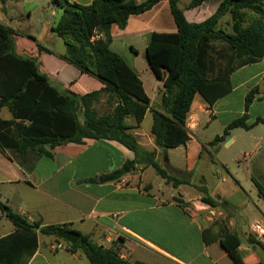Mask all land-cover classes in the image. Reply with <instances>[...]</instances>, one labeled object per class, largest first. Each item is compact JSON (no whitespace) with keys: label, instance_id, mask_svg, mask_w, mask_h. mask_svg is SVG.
<instances>
[{"label":"crops","instance_id":"crops-1","mask_svg":"<svg viewBox=\"0 0 264 264\" xmlns=\"http://www.w3.org/2000/svg\"><path fill=\"white\" fill-rule=\"evenodd\" d=\"M67 1L88 5L92 0ZM135 1L139 3L145 0ZM190 1L187 2L186 10L182 11L187 22L196 24L211 17L220 2L206 0L199 6L189 8ZM5 3L6 0H0V23L14 30L12 20L4 16ZM53 15L55 19L57 11H53ZM221 22L219 20L218 28L223 29ZM225 24L230 29L231 20L229 23L225 21ZM54 25L49 28L51 35ZM152 32H176L167 0H161L143 14L130 16L124 29L112 26L110 30V49L135 72L149 100L142 121L137 128L129 131L138 145V155L135 156L133 151L120 143L106 139H84L80 144L67 143L53 149L46 147L51 158L35 153L14 158L8 150L0 148V201L30 223L39 221L40 227L66 226L67 230L88 236L93 243L105 249L117 251L121 259L146 264H233L218 241L206 244L203 239L204 231H207V238L216 235L220 228L219 222L224 221L228 231L236 234L241 241L238 251L243 263L255 264L260 260L257 248L264 249V210L260 200L253 202L248 194L252 193L250 186L255 187L256 180L249 174V183L242 185L226 164L216 158L218 151L213 149L220 143L225 142V146L233 143L235 137L231 131L235 129L215 145L211 144L213 139L202 141L198 132L218 123L221 135L216 137L222 136L224 128L238 117L224 122L219 117L223 113L222 109L231 107L229 97L239 89H243L239 93V101L243 106L240 116L244 113V97L251 89H255L246 112V123L249 125L254 122L257 117L250 115L251 107L255 103H264V57L233 72L230 82L233 75L241 72H246L247 79L236 86L231 82L230 92L214 104L208 105L199 94H195L185 121L188 141L183 146L164 151L155 146L150 133L153 114L166 113L162 104L164 88L147 62L137 58V50L133 46L140 41L145 51L148 36ZM24 37L30 39L36 49L38 42L35 39L38 38L31 33L24 34ZM126 47L133 52L132 57L122 54ZM44 49L51 54L39 53L36 49L29 56L38 59L39 73L59 93L70 90L76 94H86L103 87L95 78L81 74L77 68L61 59L64 54ZM46 58L53 66L45 68ZM112 106L106 102V97L94 104L98 115L109 111ZM5 110H0V119L9 120L11 115ZM125 122L129 126L134 124L132 118H127ZM258 125L242 130L250 132ZM259 140L256 139L255 146ZM204 150L210 160L207 165L199 167ZM135 160L138 163L132 172L119 180H100L101 175L112 173L124 163ZM214 162L217 169L212 167ZM152 163H156L172 179L181 182H165L157 175ZM259 168L255 167L261 172ZM210 177L216 180L212 185L208 183ZM228 180L233 184L231 188L227 185ZM153 181L158 183L154 184ZM164 186L171 187L172 191ZM192 187L203 190L202 196L206 193L217 205L211 207L204 203L200 194L188 191ZM241 195L243 198L246 196L244 200ZM222 201L230 206L233 214L221 208ZM12 232L13 226L0 210V238ZM250 236L254 237V241H249ZM58 244L62 248H57ZM27 264L89 263L83 253L71 252L65 241L37 233V248Z\"/></svg>","mask_w":264,"mask_h":264},{"label":"trees","instance_id":"trees-1","mask_svg":"<svg viewBox=\"0 0 264 264\" xmlns=\"http://www.w3.org/2000/svg\"><path fill=\"white\" fill-rule=\"evenodd\" d=\"M160 1L92 0L88 5H80L56 0L61 15L52 31L66 48L61 59L103 85L86 94L70 90L61 94L50 86L38 71V59L20 54L14 31L0 23V110L6 109L11 115L9 120L0 119V148L14 158L28 153L51 158L46 147L106 139L120 143L137 156L139 148L129 131L142 121L149 100L135 72L110 49V30L112 26L124 29L130 16L143 14ZM167 1L176 32H152L145 47L146 62L164 88L162 104L166 113L153 114L150 130L155 146L164 151L188 141L185 121L195 94L208 105L214 104L230 92L233 72L264 57V0H220L215 13L197 24L186 21L178 7L179 0ZM204 1L191 0L189 8ZM226 14L230 15V32L218 28L219 20ZM95 33L101 38L91 41ZM215 43L221 44V48ZM36 49L51 54L38 44ZM254 93L255 89H251L246 94L244 113L231 121L212 145L222 142L233 129L249 130L264 124L261 117L246 123ZM103 97L114 107L98 115L94 104ZM127 118L133 119V126L126 124ZM136 163L138 160L126 162L112 173L101 175L100 180L117 181L132 172ZM151 165L165 182H181L172 179L156 163ZM254 184L264 200L262 186L257 181ZM202 201L211 207L217 205L206 193ZM222 204L228 205L225 201ZM0 210L14 228V232L0 238V264H27L37 248V233L56 237L59 228L66 229L40 227L39 221L30 223L1 201ZM219 224L216 235L207 238L204 231V242L218 241L233 264H244L238 251L239 237L228 231L224 221ZM69 248L73 253H83L89 264H146L121 259L117 251L105 249L84 235ZM255 264L263 263L259 260Z\"/></svg>","mask_w":264,"mask_h":264},{"label":"rangeland","instance_id":"rangeland-1","mask_svg":"<svg viewBox=\"0 0 264 264\" xmlns=\"http://www.w3.org/2000/svg\"><path fill=\"white\" fill-rule=\"evenodd\" d=\"M188 1L189 0H180L179 8L181 10H186ZM5 7L4 16L7 20H12L11 24L14 28L13 31L16 38V47L20 54H31L33 51H36L33 46V42L30 39L24 37V34L27 33H31L33 36L38 38L35 39L38 42V45L47 48L56 54H65L66 48L62 39L57 37L54 33L51 35L49 32L50 26L57 22L61 14V10L57 8L58 6L56 0H6ZM53 11H57V17L55 19L53 18ZM191 13L194 14V12ZM220 20L222 21V27L230 30L229 26L225 24V21H228L229 23V14L224 15ZM248 21L249 19L247 18L246 23ZM46 37H48V39H46ZM50 37L52 38L49 39ZM215 45L217 48H221V44L215 43ZM133 46L137 50V58L146 63L143 44L139 41ZM123 51L124 53L122 54L124 56H133V52L129 49V47H126L123 49ZM44 65L45 68H48V65L50 67L53 66L52 62H50L48 58L44 60ZM245 74L246 72H241L233 75L231 78L233 86H236L242 83V81L246 80L247 77ZM242 90L243 89H239L236 94H233L231 97H229V103L231 104V107L222 109L223 113L219 117L222 122L232 120L240 116V112L243 111V106L239 101V93ZM5 111L8 113L7 110ZM249 113L252 117H264V103H255L251 107ZM198 135L202 141L206 142L208 140L214 139L216 136L221 135V129L218 123H214L209 128L200 130ZM231 135L235 137V141L233 143L225 146L224 142L218 144L216 147H213V149L216 148L218 151L216 158L220 162L226 164L230 172L242 182V185H245L247 182L249 183L248 176L250 174L254 177V180L263 185L262 188L264 192V179H261L263 178L262 176H264V125H258L257 128H254V130L250 132H246L242 129H235L231 131ZM257 138H260V140L258 141V145L255 146V141ZM209 160L210 156L207 151L204 150L199 161V167L207 165ZM213 164V169H217L215 162ZM243 166H247L248 169L245 167L243 168ZM257 166H260L259 169H262L261 172L255 169ZM215 181L216 180L214 178L210 177L208 183L212 185L215 183ZM153 183L157 184L158 182L153 181ZM227 185L231 188V185L233 184L230 180H228ZM253 187L254 186H250L252 193L248 192V194L253 202H256L257 199L260 200V205H262L261 207H263L262 209L264 210V200L259 195L258 190ZM165 188H167L169 191H172L171 187ZM188 191H190L192 194H200V196H202V192L198 187H192ZM244 198L241 195V199L244 200ZM234 200H237V198H234ZM220 206L226 211V213L233 214V210H231L230 206L228 207V205H224L222 203ZM250 240L254 241V237L250 236L249 241ZM257 255L261 262H264L263 248H257Z\"/></svg>","mask_w":264,"mask_h":264},{"label":"water","instance_id":"water-1","mask_svg":"<svg viewBox=\"0 0 264 264\" xmlns=\"http://www.w3.org/2000/svg\"><path fill=\"white\" fill-rule=\"evenodd\" d=\"M56 237L65 241L69 245H74L80 238L79 233L64 228H59L56 231Z\"/></svg>","mask_w":264,"mask_h":264},{"label":"built area","instance_id":"built-area-1","mask_svg":"<svg viewBox=\"0 0 264 264\" xmlns=\"http://www.w3.org/2000/svg\"><path fill=\"white\" fill-rule=\"evenodd\" d=\"M100 38H101V35L95 33V34L91 37V41L98 40V39H100ZM57 248H62V246L58 244V245H57Z\"/></svg>","mask_w":264,"mask_h":264}]
</instances>
